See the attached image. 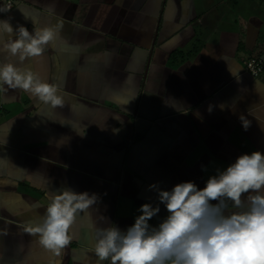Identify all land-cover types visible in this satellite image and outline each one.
Returning a JSON list of instances; mask_svg holds the SVG:
<instances>
[{
	"label": "crops",
	"instance_id": "crops-1",
	"mask_svg": "<svg viewBox=\"0 0 264 264\" xmlns=\"http://www.w3.org/2000/svg\"><path fill=\"white\" fill-rule=\"evenodd\" d=\"M0 19L64 25L39 57L0 51V64L30 67L64 98L53 108L0 90V264H97V229L133 224L157 202L149 185L203 187L239 155L264 153V73L244 69L264 63V0H13ZM63 188L99 199L56 256L28 229Z\"/></svg>",
	"mask_w": 264,
	"mask_h": 264
},
{
	"label": "clouds",
	"instance_id": "clouds-1",
	"mask_svg": "<svg viewBox=\"0 0 264 264\" xmlns=\"http://www.w3.org/2000/svg\"><path fill=\"white\" fill-rule=\"evenodd\" d=\"M8 11L0 7V13ZM64 25H24L15 30L0 19V51L21 61L41 56L50 44L62 39ZM9 34L5 42L3 35ZM15 34V38H11ZM31 92L39 102L60 107L64 98L54 82H44L30 67L0 64V90ZM133 98L126 101L128 104ZM247 129L250 121L240 117ZM114 131H116L114 129ZM202 170L204 166H202ZM157 202L140 205L139 215L126 229H97L94 252L97 264H264V153L239 155L224 169H217L204 186L188 180L162 189L149 185ZM43 222L28 229L38 234L39 244L59 256L73 239L70 229L79 214L96 204L97 194L71 188L49 191ZM161 205L167 212L157 225ZM229 207L235 211H228Z\"/></svg>",
	"mask_w": 264,
	"mask_h": 264
},
{
	"label": "built area",
	"instance_id": "built-area-1",
	"mask_svg": "<svg viewBox=\"0 0 264 264\" xmlns=\"http://www.w3.org/2000/svg\"><path fill=\"white\" fill-rule=\"evenodd\" d=\"M5 8L11 10L13 7V0H0ZM245 72L252 75L253 77L259 76L261 73H264V63L259 58H249L244 62Z\"/></svg>",
	"mask_w": 264,
	"mask_h": 264
}]
</instances>
